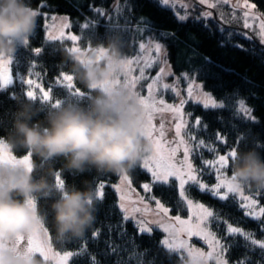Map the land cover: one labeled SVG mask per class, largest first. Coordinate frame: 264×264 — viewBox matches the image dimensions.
Returning a JSON list of instances; mask_svg holds the SVG:
<instances>
[{"label":"trees","instance_id":"16d2710c","mask_svg":"<svg viewBox=\"0 0 264 264\" xmlns=\"http://www.w3.org/2000/svg\"><path fill=\"white\" fill-rule=\"evenodd\" d=\"M253 1L260 12L264 13V0ZM33 8L40 9L38 27L28 45L21 44L12 57L14 83L0 89V139L8 140L13 129L14 114L20 107L19 101L26 99L30 90L25 81L29 78L51 89L55 99L71 98L64 87L62 74H72L74 83L85 92L84 85L71 70V62L63 53L70 44L67 40H48L46 36V16L52 13L69 15L71 29L81 39L82 47L105 46L108 38L118 35L123 41L126 56L140 52V42L153 36L164 42L170 62L176 71H187L201 81L204 87L224 102L220 109L205 108L203 104L189 101L185 105L186 124L184 135L189 145L192 165L198 180L209 188L219 182L215 169L206 162L214 161L219 155L227 154L233 148L245 151L256 148L264 156V42L243 24V18L221 14L213 10L212 15L199 19H177L172 8L159 0H28ZM98 10V11H96ZM232 21V22H230ZM87 23L88 28L83 25ZM168 34V35H162ZM42 51L39 55L35 49ZM60 80V83L57 81ZM35 86H31V89ZM71 91H75L73 88ZM38 96L40 94H37ZM250 107L252 119L239 113V101ZM40 108L47 107L39 99L34 100ZM80 103L87 106L88 98L80 97ZM44 112L33 118L43 120ZM199 119L200 125L195 121ZM189 135L194 139H189ZM222 136L224 139H217ZM203 140L215 151L198 146ZM16 156L27 154L23 148H13ZM182 152V151H181ZM38 165L36 176L46 174L47 166L41 168L39 157L32 156ZM231 161L222 170L225 176H232ZM63 158L54 163L56 169L64 164ZM135 187L151 185L150 195L163 201L174 215L188 217L190 209H178L179 183L172 178L166 185L152 179L151 173L140 163L127 172ZM63 177L68 184L85 187V181L98 191L104 184V196L95 200V222L80 238L61 241L57 238L51 200L38 199L37 208L47 218L44 226L48 230L53 247L58 251H72L71 264H181V259L167 253L160 241L164 233L158 229L150 234L140 233L131 219H124L120 200L113 184L119 183L122 174L97 173L94 168L82 174L67 170ZM224 189H222L223 191ZM245 193L257 195L264 207V190L243 187ZM185 193L191 200L201 202L214 212L207 224L208 230L216 235L226 246L224 258L227 264H264V249L252 245L243 236L229 235L226 227L231 225L245 232L253 233V238L264 242V217L256 219L246 215V209L239 205L237 194H230L229 201L222 202L209 194H204L192 183L185 185ZM235 197V199H233ZM195 243L205 246L204 241ZM184 264H189L187 259Z\"/></svg>","mask_w":264,"mask_h":264},{"label":"clouds","instance_id":"9594fccd","mask_svg":"<svg viewBox=\"0 0 264 264\" xmlns=\"http://www.w3.org/2000/svg\"><path fill=\"white\" fill-rule=\"evenodd\" d=\"M38 11L28 0H0V58L13 57L18 46L28 45L38 27ZM118 35L108 38L107 56L87 62L64 47L73 74L84 85L87 106L80 97L61 100L58 106L38 107L33 99L19 101L13 129L4 141L10 149L23 148L39 157L46 174L36 176L19 163L0 159V260L3 264H45L38 254H29L10 245L19 234H29L44 224L47 216L31 201L51 200L57 238L61 241L83 237L95 222L97 191L68 184L65 170L82 174L91 168L97 173L122 174L136 168L153 148L145 132L146 116L137 95L123 84L105 89L101 83L113 75L127 57ZM95 86V87H94ZM44 112L43 120L33 118ZM65 161L60 169L57 159ZM232 176L241 187L264 190V156L256 148L237 150L231 161ZM60 176L63 183L57 182Z\"/></svg>","mask_w":264,"mask_h":264},{"label":"snow or ice","instance_id":"6c2138e0","mask_svg":"<svg viewBox=\"0 0 264 264\" xmlns=\"http://www.w3.org/2000/svg\"><path fill=\"white\" fill-rule=\"evenodd\" d=\"M160 2L165 6H175L178 0H160ZM232 0H200L201 4H205L210 8H215L218 3H231ZM243 7L246 9L243 13L244 16V26L246 28H251L252 24L249 23V17L259 18L255 15L251 10L255 9L256 5L249 2V0H236L233 3V8ZM98 11V10H96ZM38 14L41 13L38 11ZM203 15L205 17L211 16V12H204ZM55 19V17H53ZM177 19L184 21L187 19V15H179L177 14ZM63 28H70L71 25L66 22L62 25ZM84 28H88L89 25L85 23L83 25ZM168 35V34H162ZM261 40L264 41V20H261L259 23V32ZM48 38L50 40H67L70 42H78L81 37L76 34H66L63 31H60L59 35H53L49 32ZM154 48L155 53L158 55L155 60L151 57H146L144 60V67L139 69V76L133 75V65L140 64L141 60L137 59H127L121 66L118 68H114L113 75L110 79L105 80L101 83V87L105 89H109L115 87L117 85L123 84L126 88L133 91L134 94L137 95L138 99L143 105L145 116H146V124H145V132L147 136L152 140L153 148L149 155L145 156L143 159V168L147 169L151 172L152 179L156 182L161 183L162 185H166L170 178H177L179 180V199H178V209L180 207H186L191 211V216L195 217V222L189 219H182L180 216L168 217L167 214L170 212V209L167 208L164 204L156 201V207L159 210L157 215L161 218L154 221H147L144 219L136 220V225L138 231L140 233H152L153 228L150 224L158 225L163 229L164 233L167 234V238L163 239L159 243L163 245L165 249H167V253L173 254L175 258L181 259V264H184V260L187 259L189 264H209V261H214L215 264H227V260L224 258V254L226 252V246L221 242L220 239L216 237L214 233L208 230L207 224L210 221V218L214 217V212L204 206L203 204H195L191 199H188L185 195L184 188L188 183H192L193 186H196L199 191L204 194L212 195L213 197L218 198L222 202L229 201L230 194H240V207L246 209V215L249 217H253L256 219H260L264 217V207H260L259 210H256L257 201L252 199L251 197L243 195L242 187L236 182L234 176L230 178L226 177L222 170L225 169L229 164V158L233 159L237 150L233 148L227 154L219 155L214 161H207L206 163L215 169L217 174L218 183L215 184L214 187L209 188L207 185L202 184L198 178L195 168L189 160L188 153L190 151L187 142L182 135V129L185 128V119L184 113L182 111L183 105L186 101L181 100L179 106H174L171 104H167L162 99H157L155 96L156 87L159 84L162 89H169L170 86L167 83H162V78L167 75H171L170 71H166L164 67L159 69V74L152 79V82L147 84V95H141L136 91L137 84L141 80H146L148 77L145 76V68L151 67L153 63H165L164 59V46L160 43H155L154 45H150ZM70 51L78 54V56L87 62L92 61H100L107 56V50L103 47H99L95 50V57H87L80 49L79 46L73 45L68 47ZM139 48L142 52L146 51V45L141 43ZM35 53L39 55L41 53L40 48H36ZM12 62V58L8 57L0 58V89H6L9 85L13 83V77L11 74V68L9 65ZM123 77V81L121 80ZM62 81L64 82V87H66L71 95L84 96V92L81 91L79 87H77L74 83V76L72 74L64 73L62 74ZM61 81L58 80L57 83ZM25 83L30 86V90L26 92L28 98L36 100L39 99L48 104H53L58 106L61 102L60 99H55L53 102L52 90L45 88L41 83L34 81L29 78L25 81ZM35 86V90H31V86ZM95 87V86H94ZM75 88V91H71ZM196 89L202 88L201 85H195ZM37 91L40 95H37ZM187 94L189 98L195 99L198 103H202L205 108L210 109H220L225 105L223 103H218L210 94L200 92L199 95L194 96V82L190 81ZM176 95H179L176 92ZM239 113L248 119H252L250 112L251 109L245 106L243 100L239 101ZM170 112L173 113L174 116L179 120L178 123L174 126L175 136L178 138V143L175 147H168L163 141L165 137V124L161 122L159 127L154 123L155 115L159 113ZM196 125H200L201 121L197 119L195 121ZM189 139H194L189 135ZM217 139L223 140L222 136H218ZM183 148L184 158L182 161L176 160V154ZM198 146L206 147L210 152H214L215 149L211 145H206L203 140L198 141ZM0 159H7L13 163H19L24 165L29 172L32 171V154L28 153L22 155L21 158H18L15 154L12 153L11 149L8 145L0 139ZM179 165V166H178ZM123 179L126 183H130L128 180L126 172L124 173ZM57 182L63 183L62 178L58 175ZM118 190H121L119 186H117ZM145 190H149V184L145 183L143 185ZM104 184L99 185V189L97 191V197L102 198L104 196ZM222 189H225L222 191ZM125 197L121 196V201H124ZM235 199V197H233ZM33 206H37L36 201H31ZM120 208L125 212L124 219H129L127 213L129 212L128 207H126L125 203L120 204ZM135 212H140L141 209L135 208ZM175 221L176 223H172ZM226 232L229 235H240L243 236L246 241H249L252 245H257L261 249H264V242L257 241L253 238L254 234L250 232H245L238 227H233L228 225L226 227ZM47 229L43 227L41 224L39 227L31 231L29 234H19L16 239L11 243V247L13 249H23L25 252L29 254H38L39 257H42L44 261H48L49 259H53L56 261V264H69V258L73 256L72 252H64L62 255L59 253L52 252L51 246V238L46 235ZM186 234L187 239L184 237ZM199 237L202 241L206 242L209 247V251L207 253L203 252L200 249H196L190 245L191 237ZM0 264H3V261L0 260ZM136 264H140L139 257L136 258Z\"/></svg>","mask_w":264,"mask_h":264},{"label":"rangeland","instance_id":"374dc122","mask_svg":"<svg viewBox=\"0 0 264 264\" xmlns=\"http://www.w3.org/2000/svg\"><path fill=\"white\" fill-rule=\"evenodd\" d=\"M235 2H236V0H232L231 3H218L215 8H210V7H208L205 4H201L200 0H178V2L175 4V6H167V7L172 8L175 11L176 14H179L181 16L182 15H187V19H189V18H193V19L203 18V17H205L203 15L204 12H211L212 13L213 10H220L221 14L224 13L225 15L231 17V19H235L237 17H242L243 18V24H244L243 13H244V11L246 9H244L243 7L233 8V3H235ZM241 2H242V0H241ZM249 2L252 3V4H255L251 0H249ZM34 9H36V8H34ZM36 10L39 11L40 13H42V11L40 9H36ZM251 11L253 13H255V15L258 16L259 18L257 19V18L249 17V23L252 24V27L249 28L251 31H248L247 34L249 36H252L251 32H253L258 38H260V36L258 35L259 23H260L261 20H264V13L260 12V10L258 9L257 6L255 7V9H252ZM53 17H55V19H53ZM65 18H66V22L71 25V20H70L69 15L52 13V14L46 16L45 29H46V36H47L48 40H50L48 38L49 32H51L53 35H59L60 31H63L66 34H76V35H78L77 33H75L74 30L71 29V27L70 28H63L62 27L63 23H65ZM237 19H239V18H237ZM230 22H232V21H230ZM141 43H144L146 45V51L142 52L141 49H140V52L138 54L133 55V56H126L127 59H134L135 60V59L139 58L141 60L140 64H134L133 65V75L139 76V69L141 67H144V60H145L146 57H151L153 60H155V58L158 55H160V54L155 53L154 48L150 46V45H154L155 43H160L161 45L164 46V59L166 60V64L165 63L156 62V63H153L151 67H146L145 68V76L148 77V79L141 80L137 84L136 91L139 94L144 95V96L147 95V84L151 83L152 79H154L159 74V69L161 67H164L166 71H170L171 72V75L164 76L162 78V83H167V84H169L172 87L169 88V89H162L160 87V85L158 84L157 87H156L155 96H156L157 99H162L167 104H171V105H174V106H179L181 100L186 101L184 103L183 109H182V111L184 113L185 124H186V111H185L186 103L191 101V100L194 101V102H197L195 99H192V98L188 97L187 88H188V85H189L190 81L194 82V96L195 95H199L200 92L207 93V94H210L218 103H223L224 104V102L222 100L216 98L213 95L212 92L208 91L204 87L203 83L201 81L197 80L194 75H191L189 72H187L185 70L176 71L173 68V65L170 62L169 57H168L167 46H166V44L164 42H162V41H160L158 39H155L153 36H149L147 38V40H143V41L140 42V44ZM74 44L79 46L81 51L87 57H90V58L91 57H95V54H96L95 50L97 48H99V47L105 48V46L82 47L80 45L79 41L78 42H70V44H68L67 47H71ZM5 59H7V58H5ZM9 67L11 68V74H12L13 83H14V73H13L12 62L9 65ZM121 80L123 81V77H121ZM195 85H201L202 88L196 89ZM31 90H35V89L33 88ZM176 92H178L179 95H176ZM37 94H40V93L37 91ZM245 106L248 107L246 104H245ZM248 108L250 109V107H248ZM161 122H163L165 124V129H166L165 137L163 138L162 142H164L166 144V146H168V147H175L176 144L178 143V138L175 136L174 126H175L176 123L179 122V120L174 116L173 113L164 112V113H159V114L155 115L154 123L156 124L157 127H159V124ZM184 130H185V128L182 129V135L185 138ZM4 141H6V140H4ZM187 145H188V143H187ZM11 151L13 153L12 149H11ZM17 157L21 158L19 156H17ZM188 157H189L190 162L192 163V158H191L190 151L188 153ZM183 158H184V153H183V148L181 146L180 150L176 154V160L177 161H182ZM32 162H33V157H32ZM141 163L143 165V162H141ZM126 174H127V177H128V180L130 181V183H126L124 181V179H123L124 173H122L121 180L119 181V183L113 184V187L116 189V191L118 193L120 204L123 202V203H125L126 207H128L129 212L127 213V215L129 216V219L134 221L135 224H136V220H138V219H144V220H147L149 222L160 219L161 217L159 215H157L159 210L156 207V201H159L160 203L164 204L169 209H170V207H168L159 198H157V197H155L153 195H150V192H151V185L150 184H149V186H150L149 190H145L144 188H141V189L137 188V187H135V184L133 183V181L131 180V178L129 177L127 172H126ZM226 177L230 178L231 176H226ZM171 179L172 178H170L169 181ZM178 183H179V180H178ZM117 186H119V188L121 190H118ZM242 189H243V187H242ZM184 192H185V188H184ZM185 195H186V193H185ZM237 195L240 197V194H237ZM243 195L251 197L252 199L257 201L256 210H259V208L262 207L257 195H251L249 193H245L244 190H243ZM121 196L125 197L124 201H121ZM188 199H190V198H188ZM192 201H193L194 205L195 204H203L201 202H197V201H194V200H192ZM135 208H139V209H141V211L140 212H135L134 211ZM191 211L192 210H190V215L188 217H182V216H180V217L182 219L191 218L192 221L195 222V217L191 216ZM246 212H247V210H246ZM167 216L168 217H175L176 215H174L171 212V209H170V212L167 214ZM172 223H176V222L172 221ZM150 226L153 228V231H154V229H158V230H160V231H162L164 233L163 229L160 228L158 225L150 224ZM43 227L46 229V227L44 225H43ZM46 235L51 238L48 230H47ZM184 237L187 239L186 234H184ZM165 238H167V234L166 233H164V236H163V239H165ZM195 239H198V240L202 241V239L199 238V237H195V236L191 237L189 242H190V245L192 247H194L196 249H200V250H202L205 253H207L210 250L208 245L206 244V242H204L205 246H201V245H198L197 243H195V241H194ZM51 246H52V252L53 253H59V254L62 255L64 252H72V251H58V250H56L53 247V245H52V241H51ZM73 255H74V253H73ZM71 258L72 257L69 258V264H71V262H70ZM45 264H56V261L53 260V259H49L48 261H45ZM209 264H215V262L214 261H209Z\"/></svg>","mask_w":264,"mask_h":264}]
</instances>
